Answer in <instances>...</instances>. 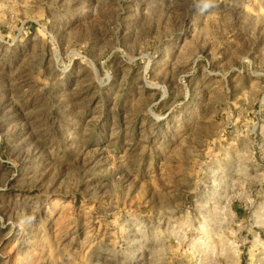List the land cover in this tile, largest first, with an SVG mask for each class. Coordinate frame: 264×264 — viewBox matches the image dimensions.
Wrapping results in <instances>:
<instances>
[{"label":"rangeland","instance_id":"rangeland-1","mask_svg":"<svg viewBox=\"0 0 264 264\" xmlns=\"http://www.w3.org/2000/svg\"><path fill=\"white\" fill-rule=\"evenodd\" d=\"M0 264H264V0H0Z\"/></svg>","mask_w":264,"mask_h":264},{"label":"clouds","instance_id":"clouds-1","mask_svg":"<svg viewBox=\"0 0 264 264\" xmlns=\"http://www.w3.org/2000/svg\"><path fill=\"white\" fill-rule=\"evenodd\" d=\"M204 7H205V8H206V7H208V4H207V3H205Z\"/></svg>","mask_w":264,"mask_h":264}]
</instances>
